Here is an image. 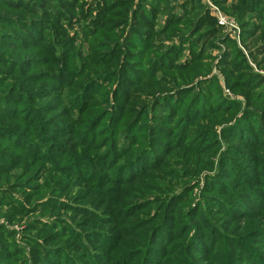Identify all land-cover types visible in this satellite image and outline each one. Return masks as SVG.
Segmentation results:
<instances>
[{
  "label": "trees",
  "instance_id": "16d2710c",
  "mask_svg": "<svg viewBox=\"0 0 264 264\" xmlns=\"http://www.w3.org/2000/svg\"><path fill=\"white\" fill-rule=\"evenodd\" d=\"M213 1L236 17L241 46L201 0H0V11L10 13H0V74L26 65L23 77L47 81L44 97L72 89L57 109L36 108L37 90L0 79V209L28 213L31 206L13 192L36 177L46 182L44 192L23 198L51 215L32 218L23 245L0 224V264H154L162 243L152 249L150 241L181 220L195 234L214 233L212 252L224 264L228 255L249 254L251 264H264L263 250L249 244L264 233V0ZM8 48L20 56L6 55ZM215 49L219 61H205L215 62ZM215 64L235 97L224 93ZM151 79L176 89L164 92ZM203 172L195 190L192 181ZM56 186L80 206L49 196ZM68 208L85 221L70 223L61 214ZM33 229L44 235L29 234ZM196 249L190 258L185 246L189 259L180 263L197 264ZM167 256L176 264L183 254Z\"/></svg>",
  "mask_w": 264,
  "mask_h": 264
},
{
  "label": "rangeland",
  "instance_id": "374dc122",
  "mask_svg": "<svg viewBox=\"0 0 264 264\" xmlns=\"http://www.w3.org/2000/svg\"><path fill=\"white\" fill-rule=\"evenodd\" d=\"M84 1L88 5V3L90 1H92V0H84ZM201 1L204 4V6L210 11V14L215 16L216 20L218 21V24L221 25L224 28L223 33H226L225 31H230L232 37L237 41L239 46H241V34H240L241 31H240V27H239V25L237 23V19L234 16V14L231 15L232 13H230L229 8L225 5V9H223L222 6H219L213 0H201ZM0 13L4 14V13H8V12L0 11ZM8 14H10V13H8ZM220 16H224L227 19V23L226 24H220L219 23V17ZM231 24H233V25H231ZM75 42H77V45L80 44V43L82 44L83 43V36H78V38L75 40ZM221 44H223V43H221ZM243 50H245V49L243 48ZM4 52H5L6 55H10V56H13V57L20 56V52L17 49H14V48H8ZM211 53H212L213 57H215V59H214L215 62L212 61L213 60L212 57L206 58L204 60L208 61L210 63L211 62L212 63H217V61H219V59L221 57V55H220L221 51L215 49V50H212ZM251 63L256 67V65L253 63V61H251ZM55 64H56V66L58 65L56 62H55ZM15 65H16V63H13V64L9 65L12 68V72H4L3 74H0V79L1 78H8V81L4 80L3 84L8 82V84H10V85L17 84V83H19V85H20V82H21L22 85H25V86L29 87V89L37 90V93L34 94V102H35L34 104H35L36 108L47 103L52 108H56L57 109V107H58L57 101L61 97L59 94H57V93L52 94L51 93V95L49 97H44L40 93L42 91V88L40 86L42 84H46L47 81L46 80L31 81L29 78L23 77V75L26 74L28 71H30V69L22 70L26 66V65H22V68L19 69V70H22V71L17 72L19 70H17V68H14ZM213 67H214V72L213 73L219 74V71H218V69L216 67V64L213 65ZM256 71H258V70H256ZM262 72L264 73V70ZM218 76L220 78V81H221L220 83L222 85V89H223L224 93H227L228 97L230 95H231V97L232 96L235 97L233 95V93H232V90L225 83V80L223 79V75L220 73ZM199 78L201 79L202 76H200ZM16 79L18 81L19 80L20 81L19 82H15ZM10 85H8V86H10ZM149 86L157 87L159 89H163L164 88L165 89L164 92H166L168 90L172 91V90H174V88L176 89V85L158 83V82L156 83V81H154L153 79L150 80ZM64 90H65L64 91L65 95L63 97H61V98H64L67 95V93L69 94L72 91V89H64ZM172 92H174V91H172ZM98 98H100V97L94 96L92 99L96 101V100H98ZM15 101H17V102L20 101V96L15 97ZM26 104L27 103H25L23 106H25ZM10 107H11V111L12 112L16 111V107H14L13 105H10ZM56 114H57V110H54L51 115H56ZM42 116L43 115L39 111V114H37V118L41 119ZM22 129L25 130V128H23V126H22ZM33 130H35V129H33ZM26 168H28V167H26ZM45 171H47V168L41 170V173H43ZM205 173L206 172H203L201 177L198 176L195 180L192 181V185H194V189L198 185L197 181H200L201 178H204V175H206ZM35 179H36V177H32V178L28 179L26 181L27 183H25V187L22 190L13 192L18 197L19 200H22L24 205H26V206L30 205L31 206V207H29L30 211L28 213L23 214L22 212H24V210H22V211H20L19 214H10L9 210H8L9 209V205H7V204L1 205V209H0V211L2 212L1 215H0V224L1 225H5L8 229L16 232V239H17L18 243L21 244V245H23L26 242V240H22V237H23V239L25 238L26 230L28 229V223L32 220V218H34L36 216H39V218H40L39 220L40 221L44 220V221L47 222V221H49L50 216H51V215L46 214V213H41L39 210L34 211L35 207L32 206L34 201L33 202H27L23 198V196L25 197L26 194H27V197L34 196L36 194V192H37V188H38L39 191H43L44 192V189H43L42 185H45L46 182H43V179H41L40 181L39 180H35ZM51 181H49V183H51ZM129 188H130V192H129L130 199H132L131 201L134 202L135 201V196H136L135 192L139 188L138 187V181H136L134 183H131L129 185ZM60 189H61L60 186H56V189H54V190H57V194L49 195V196H52L54 198L61 197L62 200H66V201L69 200L68 203L71 206H75V207L76 206H80L79 202L75 201L73 198H68V194L65 195L63 192L60 191ZM76 191L77 190L73 189L71 195H74L76 193ZM193 192H195V191H193ZM69 195H70V193H69ZM43 196H45V194H43ZM116 197H117V195H116ZM198 200H199L198 196L195 197V200H194L195 203L198 202ZM251 204L252 205L250 207H251V209H253L252 217H256L257 218V216L262 215V213L259 212L256 209V207H258V205L255 204V202H252ZM72 211L73 210L70 209V208H68L66 210L62 209L61 214H63V216L65 218H68V221L70 223H72V224H74V223L80 224V223H78L75 220L76 218H78V220L81 219L82 221H85V219H86L85 216L79 217L78 213L75 214ZM192 220L195 221L196 219H192ZM256 220L257 219H254V220H251V221L255 222ZM182 222H183V220L176 221V222L174 221L172 224L169 223L167 225V227L161 228L160 232L158 231L157 237L161 238L159 241H150L149 248H152V249L155 247L154 245H158L159 243H162V245H161L162 248H160L158 251H154V253L158 255V257H157L158 260L156 262H154V264H162V263L163 264H171L172 263L171 258H176V257L175 256H169L168 257L167 254L169 252L174 253L175 251H176V254H179V252H182L183 256L181 258H178L179 260L176 262V264H182L180 262H183L184 259H189L184 254L185 246H186V249L189 248V255H190V258H191V253L193 251H195L197 244L199 242H201V241H203V244L199 245V247H197V249H196V250L199 251L198 255H193V258H196L195 260H196L197 264H224V262H223V260H222V258L220 256V253L219 252L218 253L212 252V249H213L212 246L214 244L211 245L212 242L208 239V235H210L214 239L215 238L214 233L210 232V231H207V232H203V231L197 232L196 231V234H195V231H192L191 229L187 230L189 225H183ZM243 222H246V221H243ZM261 226H263V223L261 224ZM75 227L78 228L77 225H75ZM103 228L106 229V231L110 232V229H109L110 225L104 226ZM151 228L152 227H150V226L141 227V229H144V230L147 229L148 232L150 231ZM179 228H181V229L179 230ZM239 228L240 227H238V229ZM252 229H254V227L250 228V230H252ZM176 230H179V233L173 235V232L176 231ZM250 230L248 231L249 233L247 234L246 239L249 238V236H251L256 231V230H252L250 232ZM233 232H235V229H234ZM236 232L234 234H236ZM259 232H261V231H259ZM29 234H34L35 236L44 235L42 232H39V231H37L35 229L30 231ZM258 235H260V233L254 234V236H256L254 240H249L248 239L249 242H250L249 244H251L250 246H254L255 249L263 250V252H262L263 254L262 255H264V244H263L264 243V240H263L264 239V233L261 234L262 235L261 237H258ZM193 237L195 238V240L193 241V243L195 244V248L192 246L193 244L190 245V241H189ZM233 237L235 238L236 236H232L231 242H233L235 240ZM175 238H177V239H175ZM178 238H181L183 242L179 241ZM256 238H258V239H256ZM70 239L71 238H68V235H66V237L59 238L57 243L62 246V245H64L62 242H67ZM149 240L150 239H148V233H147V235L144 238L141 239V241H142L141 244L147 246ZM188 242H189V245H186ZM231 242L229 241V243H231ZM53 246L55 247V245H53ZM181 246H182V251H178V249ZM100 249H101V246L98 245L97 246V250H98L99 253L105 252V253L108 254V251H105L106 250L105 248H102L101 250ZM236 250H237V247L233 246L231 251L235 252ZM227 257L229 258L230 264H251V255L250 254L248 256H246V257H238V256H236V257H234V258H236V261H234V258L232 257V255H228ZM160 261H162V263ZM84 262H85V264H91L89 261H84ZM146 262L147 261H146V258H145V260L143 261V264H145ZM94 263L95 264H106L101 259H99L98 262L94 259Z\"/></svg>",
  "mask_w": 264,
  "mask_h": 264
},
{
  "label": "built area",
  "instance_id": "2783aa9c",
  "mask_svg": "<svg viewBox=\"0 0 264 264\" xmlns=\"http://www.w3.org/2000/svg\"><path fill=\"white\" fill-rule=\"evenodd\" d=\"M219 23L220 24H226L227 23V19L224 16H220L219 17ZM231 25H233V24H231Z\"/></svg>",
  "mask_w": 264,
  "mask_h": 264
}]
</instances>
